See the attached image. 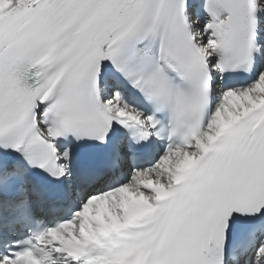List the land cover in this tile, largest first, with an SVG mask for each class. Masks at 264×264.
Wrapping results in <instances>:
<instances>
[{
    "label": "snow or ice",
    "instance_id": "snow-or-ice-1",
    "mask_svg": "<svg viewBox=\"0 0 264 264\" xmlns=\"http://www.w3.org/2000/svg\"><path fill=\"white\" fill-rule=\"evenodd\" d=\"M0 264H264V0H0Z\"/></svg>",
    "mask_w": 264,
    "mask_h": 264
}]
</instances>
